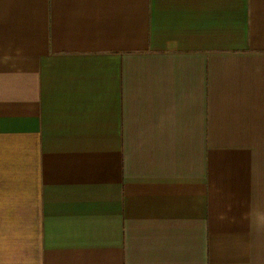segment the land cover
Masks as SVG:
<instances>
[{"label": "crops", "instance_id": "obj_1", "mask_svg": "<svg viewBox=\"0 0 264 264\" xmlns=\"http://www.w3.org/2000/svg\"><path fill=\"white\" fill-rule=\"evenodd\" d=\"M0 264H264V0H0Z\"/></svg>", "mask_w": 264, "mask_h": 264}]
</instances>
